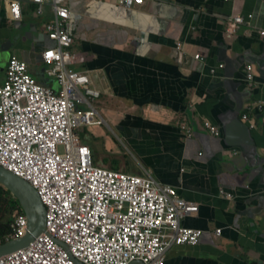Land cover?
<instances>
[{
    "label": "crops",
    "instance_id": "0c3cea01",
    "mask_svg": "<svg viewBox=\"0 0 264 264\" xmlns=\"http://www.w3.org/2000/svg\"><path fill=\"white\" fill-rule=\"evenodd\" d=\"M18 1L19 21L7 18L8 2L0 1V86L13 55L40 81L53 79L41 61L44 48L53 45L45 32L52 9L45 5L38 16L31 0ZM65 1L78 56L74 68L88 71L100 91L96 107L105 121L81 129L82 140L92 153L94 138L121 153L107 131L115 129L129 142L123 153L134 161L126 158L122 165L112 158L110 168L147 170L199 206L181 222L203 231L199 244L173 246L165 264H264V114H249L251 134L238 120L264 97V0H144L134 8L114 0ZM250 14L249 23L227 32L232 16ZM219 64L224 68L211 75ZM249 64L251 83L245 81ZM40 83L59 89L55 80ZM205 122L223 128L220 136Z\"/></svg>",
    "mask_w": 264,
    "mask_h": 264
},
{
    "label": "built area",
    "instance_id": "2783aa9c",
    "mask_svg": "<svg viewBox=\"0 0 264 264\" xmlns=\"http://www.w3.org/2000/svg\"><path fill=\"white\" fill-rule=\"evenodd\" d=\"M3 1V0H0ZM227 1V0H225ZM10 21L22 19V5L7 0ZM36 14L48 5L53 19L45 24L48 40L41 54L45 74L58 90L38 83L26 61L13 55L6 65V80L0 86V166L25 179L38 192L46 208L45 231L28 246L0 257V264H165L168 251L177 245L196 246L201 229L185 227L182 220L198 213L199 206L162 184L151 172L127 173L98 164L79 131L105 125L96 107L100 91L88 71L77 70L74 38L67 25L72 13L65 0H31ZM125 8L144 0H114ZM253 15H235L227 32L249 23ZM264 36V31L260 33ZM51 53V55H49ZM197 61L203 57L197 54ZM223 64L210 69L216 75ZM245 80L255 78L254 66L245 70ZM264 111V97L247 106L242 119ZM205 127L214 136L220 128ZM187 134L191 129L186 126ZM228 199L232 194L220 190ZM12 232L0 245L23 236L27 218L18 214ZM221 229L215 231L219 236Z\"/></svg>",
    "mask_w": 264,
    "mask_h": 264
},
{
    "label": "water",
    "instance_id": "95a60500",
    "mask_svg": "<svg viewBox=\"0 0 264 264\" xmlns=\"http://www.w3.org/2000/svg\"><path fill=\"white\" fill-rule=\"evenodd\" d=\"M240 109L239 113L242 111V106ZM261 113L264 114V111ZM238 120L243 124L248 134H251L252 130L249 128L248 124L241 118H238ZM0 185L17 199L27 218V230L25 234L20 238L10 240L0 245L1 257L28 246L30 242L45 231L46 208L38 192L29 182L2 166H0ZM133 264H139V262Z\"/></svg>",
    "mask_w": 264,
    "mask_h": 264
},
{
    "label": "rangeland",
    "instance_id": "374dc122",
    "mask_svg": "<svg viewBox=\"0 0 264 264\" xmlns=\"http://www.w3.org/2000/svg\"><path fill=\"white\" fill-rule=\"evenodd\" d=\"M34 78H35V80L38 82V83H40L41 81L42 82H44V83H48V84H50V83H52L54 80L53 79H50V78H46V79H44V80H41L40 81V79H38L39 77L38 76H33ZM40 81V82H39ZM105 128V127H104ZM108 131V133L111 135V137L113 138V139H115L116 140V146H117V148L119 149V151L121 152V153H112V152H110L109 150H107L106 148H105V145H104V142L102 141V140H100V141H98L97 139H95L94 137V141H96L97 142V145H96V148H94L93 146H91L92 147V149H93V153H94V155L96 156L95 157V161H96V158H97V161H99L100 163L103 161L104 162V160H107L109 163H107V164H109V165H107V164H103L105 167H108V168H110V165H112L113 164V162H112V158H114V159H120V162H123V164L122 165H124V163H125V161H126V158H127V160L129 161V162H133L134 161V158H133V156L131 155V154H124L123 152H124V144H126V146L128 145L129 146V142L127 143V141H126V139L121 135V134H119L115 129H114V132L112 131H110V130H107ZM79 134V133H78ZM83 134L85 135V132H83ZM83 134H79L80 135V137H82L83 138ZM122 140V141H121ZM124 143V144H123ZM116 150V149H115ZM116 151H118V150H116ZM124 154V155H123ZM98 163V162H97ZM99 163V164H100ZM105 163V162H104ZM121 167V166H120ZM125 166H123V168H124ZM16 217H17V215H15L14 216V220L16 219Z\"/></svg>",
    "mask_w": 264,
    "mask_h": 264
},
{
    "label": "trees",
    "instance_id": "16d2710c",
    "mask_svg": "<svg viewBox=\"0 0 264 264\" xmlns=\"http://www.w3.org/2000/svg\"><path fill=\"white\" fill-rule=\"evenodd\" d=\"M21 213L23 210L17 199L0 185V238L12 232L14 216Z\"/></svg>",
    "mask_w": 264,
    "mask_h": 264
},
{
    "label": "snow or ice",
    "instance_id": "6c2138e0",
    "mask_svg": "<svg viewBox=\"0 0 264 264\" xmlns=\"http://www.w3.org/2000/svg\"><path fill=\"white\" fill-rule=\"evenodd\" d=\"M49 55H51V53H49Z\"/></svg>",
    "mask_w": 264,
    "mask_h": 264
}]
</instances>
